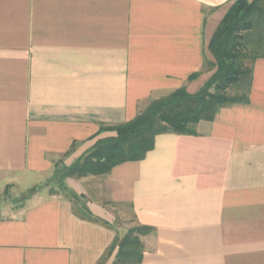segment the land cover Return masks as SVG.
<instances>
[{"label": "crops", "instance_id": "obj_1", "mask_svg": "<svg viewBox=\"0 0 264 264\" xmlns=\"http://www.w3.org/2000/svg\"><path fill=\"white\" fill-rule=\"evenodd\" d=\"M233 2L0 0V264H98L117 237L109 204L153 228L142 264H264V58L249 102L195 134L158 135L142 160L69 178L107 224L78 217L69 196L40 193L102 126L180 87L198 92Z\"/></svg>", "mask_w": 264, "mask_h": 264}, {"label": "trees", "instance_id": "obj_2", "mask_svg": "<svg viewBox=\"0 0 264 264\" xmlns=\"http://www.w3.org/2000/svg\"><path fill=\"white\" fill-rule=\"evenodd\" d=\"M206 58V68L214 73L196 93L180 87L151 100L131 120L102 126L92 146L75 162L56 171V180L68 190L64 180L72 177L102 176L128 161L142 160L155 146L162 133L195 134V125L213 120L224 107L247 103L254 65L264 58V0H234L216 29ZM74 213L94 222L106 221L92 215L83 195L68 190ZM149 226L137 225L116 237L98 264H142L144 246L141 236L152 232Z\"/></svg>", "mask_w": 264, "mask_h": 264}, {"label": "rangeland", "instance_id": "obj_3", "mask_svg": "<svg viewBox=\"0 0 264 264\" xmlns=\"http://www.w3.org/2000/svg\"><path fill=\"white\" fill-rule=\"evenodd\" d=\"M75 178V177H72ZM82 180V179H81ZM33 183V179H26L24 181L25 187H31ZM64 183L68 186L70 183V179L64 180ZM42 187L41 194H43L44 197L47 196H57V197H65L68 198V190L62 189V187L58 184V182L55 179H44L42 182L39 183ZM9 196V195H8ZM86 202V199L83 200ZM110 214L112 215L111 219V228L114 229L116 232V236L118 238H121L125 235V233L128 231L130 227L133 226L134 220L132 217L131 209L128 206H116V205H110L104 206Z\"/></svg>", "mask_w": 264, "mask_h": 264}]
</instances>
